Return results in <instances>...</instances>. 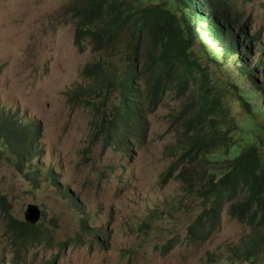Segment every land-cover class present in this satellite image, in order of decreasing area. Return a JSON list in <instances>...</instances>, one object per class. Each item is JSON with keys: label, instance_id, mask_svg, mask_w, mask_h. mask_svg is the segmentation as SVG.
Listing matches in <instances>:
<instances>
[{"label": "rangeland", "instance_id": "rangeland-1", "mask_svg": "<svg viewBox=\"0 0 264 264\" xmlns=\"http://www.w3.org/2000/svg\"><path fill=\"white\" fill-rule=\"evenodd\" d=\"M71 1L0 0V108L37 124L34 142L40 149L24 163V169H31L27 175L17 170L8 149L0 150V190L14 216L23 218L29 201L44 212L38 220L42 236L29 242L34 246L13 241L0 212V264H249L227 259V243L248 228L229 214L228 203L207 239L192 243L186 236L187 226L211 195L188 188L179 171L185 164L198 170L202 163L220 171L218 166L224 163L215 156L221 147L212 149L207 160L198 155L193 162H177L187 147L185 121L197 87L190 81L180 92L169 80L157 100L149 101L145 90L151 73L143 72L140 40L132 79L138 89L133 101L141 114L140 132L130 127V119L108 122L120 98L117 80L127 75L128 64L121 52L93 50L87 40L83 50H77ZM238 11L247 33H258L253 45L256 60H262L264 0H239ZM195 47L200 48L198 43ZM98 59L105 61L103 73L83 76V65ZM206 63L212 79L219 77L224 86L236 81L232 60L209 58ZM113 73L115 85L97 109L101 96L95 86ZM79 86L87 93L69 98V89ZM229 93L226 103L239 120L244 110ZM252 102L261 104L257 96ZM255 118L256 133L264 136V114L256 111ZM251 123L233 132L242 144V132L254 133Z\"/></svg>", "mask_w": 264, "mask_h": 264}, {"label": "trees", "instance_id": "trees-1", "mask_svg": "<svg viewBox=\"0 0 264 264\" xmlns=\"http://www.w3.org/2000/svg\"><path fill=\"white\" fill-rule=\"evenodd\" d=\"M69 6L75 20L73 41L78 51L83 50L87 40L93 50L121 52L126 58L127 75L117 80L113 73L95 86L101 96L97 109L104 106L107 91L116 80L120 86L115 115L108 122L130 119V127L140 132L141 114L133 101L138 89L132 83L137 66L135 51L140 40L144 43L143 72L148 73L146 69H149L151 73V82L145 90L149 101L157 100L169 80L175 81L180 92L187 90L190 81L197 87L196 99L190 104L192 110L185 121L189 131L184 133L187 147L178 155L177 162L186 159L193 162L198 155L207 160L212 149L221 147L222 151L215 156L224 163L218 166L220 171L208 169L201 161L198 170L185 164L179 171L188 188L197 187L205 196L211 195V200L187 226L186 236L192 243L207 239L217 225L224 203H228L229 214L249 229L227 243V259L264 264V136L256 133V123L252 122L256 121V111L264 114V57L256 60L258 54L253 44L258 33L248 34L246 21L238 23L239 0H72ZM197 43L199 49L195 47ZM121 45L126 49L122 51ZM214 51L217 56H212ZM209 58L232 60L236 81L224 86L219 77L212 79L208 64L203 65ZM104 67L103 59L89 61L83 65L81 74L96 78ZM232 89L237 93L232 94ZM69 90L72 99L87 93L80 86ZM228 91L244 110L239 120L232 117L226 103ZM254 96L260 98V106L253 104ZM246 123H251L254 133L242 132V144L233 132ZM38 130L36 123L23 122L15 112L0 108V150H9L23 175L31 172L24 169L26 160L40 153L34 142ZM106 130L109 135V128ZM175 165V161L170 164L168 174ZM10 208L7 195L0 190V212L6 216L11 238L19 246H34L35 243L29 242L42 236L39 224L15 217Z\"/></svg>", "mask_w": 264, "mask_h": 264}, {"label": "water", "instance_id": "water-1", "mask_svg": "<svg viewBox=\"0 0 264 264\" xmlns=\"http://www.w3.org/2000/svg\"><path fill=\"white\" fill-rule=\"evenodd\" d=\"M41 210L35 202H28L23 212L24 219L30 223L36 222L40 217Z\"/></svg>", "mask_w": 264, "mask_h": 264}, {"label": "clouds", "instance_id": "clouds-1", "mask_svg": "<svg viewBox=\"0 0 264 264\" xmlns=\"http://www.w3.org/2000/svg\"><path fill=\"white\" fill-rule=\"evenodd\" d=\"M238 23H240L239 21H238ZM29 202H33V201H29ZM28 203V202H27ZM27 203H26V205H27ZM37 204V203H36ZM26 205H25V207H26ZM38 205V204H37ZM39 206V205H38ZM39 208H40V206H39ZM24 210H25V208H24ZM24 210H23V212H24ZM40 210H41V213H40V216L42 215V214H44V212L42 211V209L40 208ZM16 217V216H15ZM19 218V217H18ZM40 218V217H39ZM20 219H23V220H25L24 219V214H23V218H20ZM39 220V219H38ZM38 220L36 221V222H34V223H31V224H39L38 223ZM26 221V220H25ZM28 222V221H27ZM30 223V222H29Z\"/></svg>", "mask_w": 264, "mask_h": 264}]
</instances>
